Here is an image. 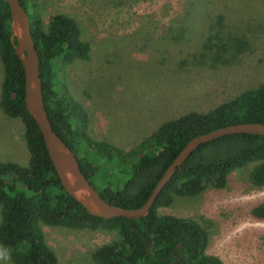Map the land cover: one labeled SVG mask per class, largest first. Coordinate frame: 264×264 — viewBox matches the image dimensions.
<instances>
[{
    "label": "rangeland",
    "instance_id": "rangeland-1",
    "mask_svg": "<svg viewBox=\"0 0 264 264\" xmlns=\"http://www.w3.org/2000/svg\"><path fill=\"white\" fill-rule=\"evenodd\" d=\"M29 5L44 28L58 14L74 19L91 47L87 60L56 63L55 73L60 89L88 114L86 133L93 144H82L78 152L85 167L97 168L98 190L101 180L121 184L127 177L99 164V143L117 149L118 163L125 159L127 170L141 141L163 122L207 112L264 83V0H30ZM219 15L223 36H243L248 50L228 65L191 64L189 56L199 52ZM181 28L179 40L170 39ZM3 78L0 61V96ZM29 158L22 121L0 108V160L26 166ZM258 164L233 170L222 188L208 184L197 196L175 197L158 213L195 221L207 232L206 254L222 264H264V220L252 215L264 201V185L251 178ZM41 228L58 264H94L93 252L119 239L106 229ZM0 264L12 262L0 252Z\"/></svg>",
    "mask_w": 264,
    "mask_h": 264
},
{
    "label": "trees",
    "instance_id": "trees-1",
    "mask_svg": "<svg viewBox=\"0 0 264 264\" xmlns=\"http://www.w3.org/2000/svg\"><path fill=\"white\" fill-rule=\"evenodd\" d=\"M29 17L30 33L39 59V76L45 111L54 132L74 152L81 170L106 202L126 209L143 206L166 169L194 137L239 123L264 124V83L248 89L235 98L218 104L207 112H188L163 122L144 138L135 151L136 158L124 170L118 150L99 143L101 166H110L118 174L127 173L122 183L106 178L98 190L93 181L101 179L94 165L85 167L78 148L89 140L88 114L83 106L69 97L56 80L55 65L87 60L89 43L80 37L74 19L58 14L44 28L38 16L31 14L30 0H19ZM223 17L208 26L199 52L192 53L193 65L212 68L236 61L248 50L243 36L224 37ZM182 28L170 36L179 40ZM11 12L0 0V61L4 78L0 108L5 115L19 118L30 158L26 166L0 160V252L12 264H58L43 238L42 224L69 228L116 231L119 239L98 247L92 254L94 264H222L206 254L207 232L195 221L171 215H160L158 209L170 206L175 197H193L208 184L222 188L235 169L258 161L251 178L264 185V136L231 134L202 144L177 169L157 195L149 214L140 219L118 217L103 219L92 215L61 186L49 158L43 136L25 107V78L15 53ZM255 219L264 220V201L252 210Z\"/></svg>",
    "mask_w": 264,
    "mask_h": 264
},
{
    "label": "water",
    "instance_id": "water-1",
    "mask_svg": "<svg viewBox=\"0 0 264 264\" xmlns=\"http://www.w3.org/2000/svg\"><path fill=\"white\" fill-rule=\"evenodd\" d=\"M3 1L7 2L10 8L12 36L16 40L15 53L24 70L26 110L41 131L45 147L61 186L86 207L92 215L103 219L124 217L129 221L143 218L149 214L157 195L177 169L202 144L231 134L244 133L264 136V124L262 123L233 124L198 135L192 138L178 153L143 206L136 209H126L106 202L85 177L76 155L54 132L48 119L39 76V59L30 33L28 14L19 0Z\"/></svg>",
    "mask_w": 264,
    "mask_h": 264
}]
</instances>
